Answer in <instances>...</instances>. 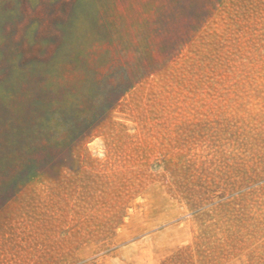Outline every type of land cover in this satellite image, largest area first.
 <instances>
[{
	"label": "rangeland",
	"instance_id": "obj_1",
	"mask_svg": "<svg viewBox=\"0 0 264 264\" xmlns=\"http://www.w3.org/2000/svg\"><path fill=\"white\" fill-rule=\"evenodd\" d=\"M0 264H264V0H0Z\"/></svg>",
	"mask_w": 264,
	"mask_h": 264
}]
</instances>
